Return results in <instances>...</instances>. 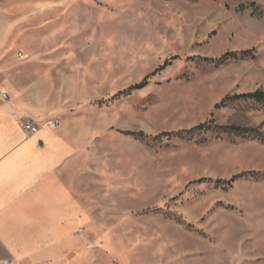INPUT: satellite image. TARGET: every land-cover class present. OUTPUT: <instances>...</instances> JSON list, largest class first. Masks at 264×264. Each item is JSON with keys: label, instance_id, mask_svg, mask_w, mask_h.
<instances>
[{"label": "rangeland", "instance_id": "rangeland-1", "mask_svg": "<svg viewBox=\"0 0 264 264\" xmlns=\"http://www.w3.org/2000/svg\"><path fill=\"white\" fill-rule=\"evenodd\" d=\"M250 49L256 60H199ZM40 64L72 79L68 113L90 130L63 176L86 213V244L65 264H264V145L125 134L155 137L212 115L264 132V102L215 110L264 90V0H0V67ZM252 171L261 176L232 187L192 183Z\"/></svg>", "mask_w": 264, "mask_h": 264}, {"label": "crops", "instance_id": "crops-1", "mask_svg": "<svg viewBox=\"0 0 264 264\" xmlns=\"http://www.w3.org/2000/svg\"><path fill=\"white\" fill-rule=\"evenodd\" d=\"M57 69L0 67L10 95L0 107V264H65L86 244L85 210L63 176L90 142L88 117L68 113L73 82ZM25 119L39 132L27 136Z\"/></svg>", "mask_w": 264, "mask_h": 264}, {"label": "trees", "instance_id": "trees-1", "mask_svg": "<svg viewBox=\"0 0 264 264\" xmlns=\"http://www.w3.org/2000/svg\"><path fill=\"white\" fill-rule=\"evenodd\" d=\"M248 7H251L254 10L257 9V5L255 3H252L249 6H245L241 4L239 6V9L244 11L248 9ZM257 58L258 55L256 49H250L244 51H230L225 53L220 58H199V60L206 65H214L216 67H219L221 65H226L232 61L238 62V61H246V60H256ZM175 59H177V57H173L171 60H175ZM171 64L172 62L170 60H167L163 66H160L154 72L147 75L141 83L130 87L129 92L143 90L148 86L151 77L164 71ZM242 102L263 103L264 90L260 89L251 93L228 95L215 105V110H222L228 108L229 106L235 103H242ZM125 134L128 136H136L141 139H151L153 141H159L162 140L163 138H169V139L178 138L181 140L192 141V140H196L197 137H200L202 135L212 134V136H214L216 139L219 140H224L225 138L232 139L234 137H240L246 140H257L262 145H264V132H262L259 128L243 127L239 125H221L217 123L213 115L211 119L190 129L180 130L177 132H166L155 137L148 136L144 132H139V133L125 132ZM207 141H208L207 137H202L201 139L196 140V142L198 143H206ZM260 176L261 174L252 171V172H243L237 174L229 180H221V179L212 180V179L202 178L192 183H197V184L214 183L217 187L227 184L230 187H232L236 182L242 179H249V178L257 179Z\"/></svg>", "mask_w": 264, "mask_h": 264}, {"label": "built area", "instance_id": "built-area-1", "mask_svg": "<svg viewBox=\"0 0 264 264\" xmlns=\"http://www.w3.org/2000/svg\"><path fill=\"white\" fill-rule=\"evenodd\" d=\"M10 100V95L7 91L0 88V107ZM59 121L49 122L48 124L59 125ZM22 129L27 136L35 135L39 132L40 127L31 120H23Z\"/></svg>", "mask_w": 264, "mask_h": 264}, {"label": "bare ground", "instance_id": "bare-ground-1", "mask_svg": "<svg viewBox=\"0 0 264 264\" xmlns=\"http://www.w3.org/2000/svg\"><path fill=\"white\" fill-rule=\"evenodd\" d=\"M62 68V67H61Z\"/></svg>", "mask_w": 264, "mask_h": 264}]
</instances>
